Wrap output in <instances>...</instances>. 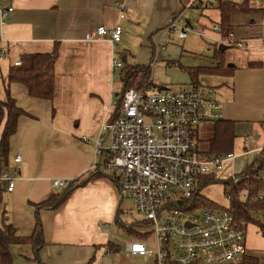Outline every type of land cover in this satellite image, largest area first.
<instances>
[{"label": "crops", "instance_id": "obj_1", "mask_svg": "<svg viewBox=\"0 0 264 264\" xmlns=\"http://www.w3.org/2000/svg\"><path fill=\"white\" fill-rule=\"evenodd\" d=\"M122 1L123 19L118 17L116 0H0L1 7L13 8L5 23L0 24V43L8 48L6 56L0 59V99L5 98L3 77L20 55L51 53L57 43L54 95L50 101L31 97L21 84L12 83L9 87L10 95L26 115L19 117L9 141V158L14 154L22 157L21 172L13 191H2L0 209L5 207L8 221L19 236L33 233L37 217L42 228V244L37 249L31 244L9 246L11 264H110L103 262L102 252L97 256V249L105 245L100 244L105 234L97 224L101 222L99 219L105 221L102 223L114 221L124 197L119 198L112 173L103 169L110 153L105 149L97 155L94 136L100 123L115 116L118 110V95L123 89L119 80L122 56L135 65H150L151 90L166 87L213 91L221 103V119L234 123L235 138L242 137L244 143L241 154H249L245 166L237 169L239 154L232 151L236 155L233 164L236 174L244 172L259 152H264V13L230 14L229 31L224 36L221 30L214 29L220 28L217 0ZM233 1H247L253 8L264 9V0ZM171 20L190 30L184 39L175 37L161 44L165 39L164 26ZM117 24L122 34L114 45L108 36L84 40L85 33L98 26L112 28ZM189 35L203 43L206 55L189 57L188 50L172 44ZM225 38L242 41V46L225 44L222 42ZM216 44L218 49L220 45L222 50L234 45L242 51L225 58L221 65L215 56ZM136 49L146 54L136 57L133 55ZM113 58L122 62L116 77L111 65ZM158 61L165 62V71L172 70L171 65H179L189 81L186 77V81L179 82L185 85L169 88L152 74ZM192 68L208 70L199 72L192 80L188 73ZM200 76L217 77L215 86L201 84ZM203 123L214 122L204 121L195 129L199 150L208 152V147H201L204 140L199 129ZM2 127L3 122L0 133ZM97 167L100 175L75 188L57 208L35 207L59 190L52 185L55 179L81 178ZM251 216L254 220L249 222L264 226V209L251 211ZM247 227L246 256L264 264V236L258 226L262 240L257 244L250 241Z\"/></svg>", "mask_w": 264, "mask_h": 264}, {"label": "built area", "instance_id": "obj_2", "mask_svg": "<svg viewBox=\"0 0 264 264\" xmlns=\"http://www.w3.org/2000/svg\"><path fill=\"white\" fill-rule=\"evenodd\" d=\"M115 4L118 17L123 19L124 2L116 0ZM12 9L0 6L1 25ZM214 29L220 31L218 26ZM189 30L188 26L171 20L164 26L165 39L161 44L174 37L184 39ZM121 34L118 24L112 28L101 25L86 32L84 40L108 36L114 45ZM222 42L242 46V41L230 38ZM7 50L0 43V59ZM111 65L116 77L122 62L113 58ZM118 96L121 103L115 116L99 125L94 137L95 150L97 155L105 149L109 151L103 165L117 181L119 198L128 196L133 209L142 216L139 221L145 225L140 231L134 230L140 236L126 243V252L121 249L114 252L109 237L115 221L98 222V226L105 224L109 229L102 255L119 257L126 253L130 258H145L148 264L240 263L246 255L247 221L236 219L227 208L194 207L192 202L205 175L239 179L233 170L236 157L233 152L212 154L200 151L197 145L196 126L222 118L221 103L213 91L208 88L158 91L144 86L127 88ZM21 163V155L14 154L0 168V191H13ZM67 182L55 179L52 185L62 188ZM227 197L231 198L229 192ZM236 198L239 201L249 198L247 188L238 187Z\"/></svg>", "mask_w": 264, "mask_h": 264}, {"label": "trees", "instance_id": "obj_3", "mask_svg": "<svg viewBox=\"0 0 264 264\" xmlns=\"http://www.w3.org/2000/svg\"><path fill=\"white\" fill-rule=\"evenodd\" d=\"M217 8L220 12V30L226 34L229 31V16L234 12L264 13V9L253 8L247 1L235 2L233 0H217ZM224 36H227L224 35ZM224 50L216 49L215 56L221 65H224V57L221 56ZM120 69L119 80L122 84V92L127 88L133 87L142 89L151 87L150 65H135L125 61ZM57 59V43L51 53H30L22 54L19 57V64L9 66L6 75L3 77V87L5 98L0 99V123L3 122L0 133V168L7 164L9 159V141L17 128V121L20 116L26 115V112L17 105L16 100L10 95L9 87L12 83H18L26 87L31 97L50 101L54 95V66ZM218 63V64H219ZM249 65H253L250 63ZM208 69L192 68L188 73L192 80L195 79L199 72H205ZM120 99L117 108L120 106ZM114 117V116H113ZM110 117V118H113ZM234 123L229 120L215 121L213 124V135L208 140V152L212 154H222L232 152L235 139ZM264 152H259L255 160L248 164L246 170L238 174L239 179L233 181L230 178H219L215 175H205L200 179L196 193L193 195L192 202L194 207H217L208 200L199 201L198 192L201 188L209 183L221 182L226 190L230 193L231 201L228 207L236 219H245L247 222L253 221L251 211L264 209ZM98 167L95 171L90 172L84 177L73 179L60 188L57 192L52 193L47 199L35 204V207L45 209H55L62 204L71 192L86 182L99 176ZM115 180L114 176L111 177ZM116 181V180H115ZM117 182V181H116ZM245 187L249 192V198L245 201H239L236 198L237 188ZM258 195H261L259 198ZM2 202V191H0V208ZM223 208V207H221ZM118 222V217L114 220ZM138 226H144V221H135ZM126 230L133 234L134 237L140 235L134 232L131 226H125ZM259 231L264 236V226L259 225ZM11 244H31L38 248L42 244V228L37 217L34 231L29 236H19L11 222L8 221L6 209L3 206L0 209V264H11V254L9 246ZM112 251H117L120 246L117 243L109 241ZM238 264H258L257 258L244 256Z\"/></svg>", "mask_w": 264, "mask_h": 264}, {"label": "rangeland", "instance_id": "obj_4", "mask_svg": "<svg viewBox=\"0 0 264 264\" xmlns=\"http://www.w3.org/2000/svg\"><path fill=\"white\" fill-rule=\"evenodd\" d=\"M172 44L177 45L178 47H183V49L188 50L189 53L187 55H189V57H193L194 55H196L197 57L199 55H206L205 54L206 48L205 49L203 48L204 47L203 43L194 35H189L184 41H181V42L174 41ZM218 45L219 44L215 45V49H218ZM241 51L242 50L236 48L234 45L233 46L229 45L223 51L221 56L224 57L225 59L227 57H232L235 53H240ZM145 54L146 52L140 51V49H136L133 51V55L136 57H140ZM169 68L172 70L165 71V62L158 61V63L155 64V66L152 68V74L158 80L165 82L169 88H177L180 85L181 86L185 85L179 82L186 81L185 80L186 77L189 81L188 74L179 65H176V66L171 65L169 66ZM216 79L217 77L215 76H211V77L210 76H200L198 80L201 84H204L206 86H210V85L215 86L214 80ZM173 80H175L176 82H173ZM1 82H2V78H0V83ZM212 133H213L212 123L200 124L199 134H200V138L204 140V142L201 143L202 148L207 149L208 147L207 140L212 136ZM96 134L97 132L95 133V136ZM243 146H244V143H243L242 137H239V136L236 137L234 139L232 150L235 154H239L238 158L236 159L237 169H242L245 166V162L249 157V154L245 156H243L244 154H241L244 151ZM246 147L247 149H249L251 147L250 143L246 144ZM103 169H104V166H103ZM223 175H226V174H223ZM55 189H60V188H55ZM198 200L199 201L208 200L209 202H212V204L217 206V207H211V208L228 207L231 201V199L227 197L226 190L221 182H215V183L211 182L203 186L201 190L198 192ZM118 218H119L118 222L115 223L110 229L111 236L109 237V240L114 243H117L120 246L121 250L123 251L126 247V243L133 241L135 239L133 234H131L129 231L126 230L125 226L129 225L132 227V229L136 231H140L143 229L142 226H138L133 222L135 220L141 219L142 216L133 209L131 201L126 195L124 196L120 204V212H119ZM99 221L105 222L102 219H99ZM259 225L260 224L249 222L248 227H247V236L249 237V240L252 242H256V244L258 241L262 240V237L258 232ZM98 227L105 234L104 236L105 239L102 240L100 244H105L106 242L105 240L107 239V232H109V229L107 228L106 225L102 227L101 226H98ZM103 246L104 245H100V247L97 249V252H98L97 256L101 255ZM103 258H104L103 260L104 263L109 262L110 264H120V263L122 264H148L149 262L145 258L138 257V256H134L133 258H130L129 255H126V253H122L119 257L110 255V256H103Z\"/></svg>", "mask_w": 264, "mask_h": 264}, {"label": "water", "instance_id": "obj_5", "mask_svg": "<svg viewBox=\"0 0 264 264\" xmlns=\"http://www.w3.org/2000/svg\"><path fill=\"white\" fill-rule=\"evenodd\" d=\"M219 48L221 49V45L219 46ZM222 50V49H221ZM227 66H229V67H231L232 65H227ZM165 89H167L166 87H160L159 89H158V91H161V90H165ZM179 204H181V202H179Z\"/></svg>", "mask_w": 264, "mask_h": 264}]
</instances>
